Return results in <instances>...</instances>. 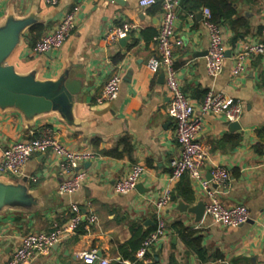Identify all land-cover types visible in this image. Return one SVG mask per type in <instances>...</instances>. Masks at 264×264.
Returning a JSON list of instances; mask_svg holds the SVG:
<instances>
[{"label":"crops","instance_id":"obj_1","mask_svg":"<svg viewBox=\"0 0 264 264\" xmlns=\"http://www.w3.org/2000/svg\"><path fill=\"white\" fill-rule=\"evenodd\" d=\"M158 2L142 7L140 0H60L51 6L46 0H0V29L13 28L18 34L5 65L39 82L57 83L60 88L75 82L79 87L64 110L30 116L16 107L0 106V155L15 142L37 137L44 127L71 149L97 155L82 165L86 181L71 195L58 193L64 176L59 158L52 153L33 155L21 176L0 174V183L16 193L0 207V264H8L26 234L66 224L73 215L72 204L85 215L77 232L37 255L31 264H86L80 254L92 250L102 253L100 258L109 264H136L122 254L121 246L142 264H264V54L249 61L243 75H232L236 51L248 42L264 43V0L239 5V13L250 22L244 39L232 44L233 30L220 26L231 54L215 79L207 73L203 54L209 38L197 18L201 9L191 16L180 7L176 23L184 46L175 52V65L197 113L201 114L200 105L210 89L244 104L239 129H232L223 116L207 114L198 134L206 152L205 177L215 167L227 170L229 182L218 189L221 199L228 205H246L250 211L249 221L235 228L215 224L208 217L196 222L194 215L178 209L181 201L191 206L206 198L186 176L174 184L169 181L171 161L180 155L181 147L168 112L171 96L165 72L152 73L147 67L152 57L159 56L155 37L162 10ZM75 6L80 7L77 26L64 45L36 53L35 44ZM126 22L136 28L115 42L107 41L109 30ZM113 74L122 77L120 93L100 104L98 97ZM124 138L129 139L132 152L119 158L109 154L117 147L124 151ZM134 164L146 169L138 183L141 187L126 195L116 193L114 184ZM168 187L172 189L166 209L169 231L143 261L137 257L141 247L137 252L134 248L155 229V202ZM90 215L97 220L89 221ZM178 221L202 236L206 260L171 229Z\"/></svg>","mask_w":264,"mask_h":264},{"label":"built area","instance_id":"obj_2","mask_svg":"<svg viewBox=\"0 0 264 264\" xmlns=\"http://www.w3.org/2000/svg\"><path fill=\"white\" fill-rule=\"evenodd\" d=\"M59 2L60 0H46V3L51 6H56ZM156 2L157 0H140V5L149 7ZM180 7L181 0H162L160 28L155 37L159 56L152 57L147 63L152 73L165 72L166 86L171 96L168 112L175 120V133L181 147L180 155L171 161L169 181L174 184L185 176L190 178L201 187V192L206 198L205 217L224 227H239L249 221L250 211L246 205H228L221 199L218 189L226 187L229 182L230 175L227 170L215 167L211 171L212 180L205 177L203 166L206 152L198 140V134L202 130L203 115L215 114L225 117L231 123L239 122L244 113V104L241 100L229 97L223 91L210 89L200 105L201 114L197 113L192 99L182 88L175 66V52L184 46L183 38L177 36L176 33ZM79 10L80 7L75 6L66 13L58 26L38 41L34 51L38 54H45L60 49L77 26ZM202 14V24L209 38V46L205 55L206 69L208 75L215 79L224 70L227 48L221 27L213 21L211 11L204 8ZM191 16L194 15L191 14ZM135 28L133 24L126 22L120 27L110 29L106 39L109 42H115ZM263 54V42L246 43L234 54L232 75L234 77L243 75L249 61ZM121 82L122 77L119 74H113L98 97V103L103 104L116 99L121 90ZM41 153H52L59 158V170L64 176L58 187V193L61 195H71L83 188L87 174L81 170V167L97 157L96 153L89 150L71 149L52 129L44 127L37 137L15 142L3 150L0 155V174L23 175L24 167L30 158ZM145 170L143 165L134 164L128 175L114 184L115 192L126 195L133 191L143 178ZM31 179L36 181L37 177L33 176ZM171 202L172 189L168 187L155 202L156 227L149 233L138 250V259L146 261L152 247L168 233L166 209ZM71 210L73 215L66 224L56 226L49 232H31L23 236L8 264H31L37 255L48 252L54 245L75 234L85 219V215L77 204H72ZM88 220L92 222L97 220V217L90 215ZM80 258L86 264H109V260L101 259L96 250L82 252Z\"/></svg>","mask_w":264,"mask_h":264},{"label":"water","instance_id":"obj_3","mask_svg":"<svg viewBox=\"0 0 264 264\" xmlns=\"http://www.w3.org/2000/svg\"><path fill=\"white\" fill-rule=\"evenodd\" d=\"M204 7L197 13V18L202 19ZM18 34L13 28L0 29V106L16 107L30 116L41 115L50 111L64 110L69 104L70 95L79 91L78 84L68 83L65 88L57 83L36 81L33 77L18 75L13 68L6 66L5 61L15 48ZM125 40L122 39L121 42ZM52 52V51H50ZM207 54V51L203 53ZM231 51H227L230 55ZM165 75V74H164ZM239 122H232V129H239ZM207 178L212 180V174L208 172ZM216 186V185H215ZM140 184L137 188H140ZM15 190L12 187L0 183V207L10 200ZM178 209L182 213L195 216L196 222L205 218V202L198 201L194 205L179 202ZM102 256V253H98Z\"/></svg>","mask_w":264,"mask_h":264},{"label":"trees","instance_id":"obj_4","mask_svg":"<svg viewBox=\"0 0 264 264\" xmlns=\"http://www.w3.org/2000/svg\"><path fill=\"white\" fill-rule=\"evenodd\" d=\"M257 1L258 0H181V7L187 13L193 15H195L202 7L208 8L211 11L212 19L214 22H216L220 26H229L231 30H233L235 35L232 38L231 42L232 44H235L238 40L244 39L245 36L250 32V22L245 16L239 13V5L241 3L254 4ZM158 3H161L162 6V0H159ZM122 143H124L123 152H119V149L117 147L109 151V154L119 158L124 156L125 153H131L133 147L129 139H122L121 144ZM171 229L178 233L186 243V245L196 251V253L202 260H206L207 250L202 243L203 238L201 235H199V232L197 230L185 226L180 221L173 223L171 225ZM143 237L145 241L147 235ZM143 239H140V244L141 242L143 243ZM140 244L135 246V252H137V250L142 246V244ZM125 249V246H121V252L125 257L134 260L136 264L143 263L142 261L136 260L134 254H127Z\"/></svg>","mask_w":264,"mask_h":264}]
</instances>
